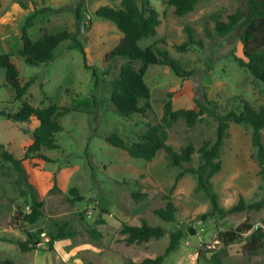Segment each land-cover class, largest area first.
<instances>
[{
  "label": "rangeland",
  "instance_id": "1",
  "mask_svg": "<svg viewBox=\"0 0 264 264\" xmlns=\"http://www.w3.org/2000/svg\"><path fill=\"white\" fill-rule=\"evenodd\" d=\"M136 1L141 6L144 0ZM147 1L157 10L160 24L155 35L139 40L138 45L165 49L184 73L179 76L162 64L148 66L144 81L150 90L149 107L144 114L125 117L110 101L112 80L124 60H105L121 33L113 22L95 16L99 7H120L121 0H0V53L15 63L21 84H29L26 93L15 98L5 81V69L0 67V142L21 160L28 176V180L23 178L2 157L0 149V200L5 202L0 207V264L5 260L15 264H132L156 257L168 245L167 234L139 246L121 241L123 224L140 225L143 221L167 233L179 228L186 231L162 264H215L213 254L221 264H264V246L254 253L244 249L247 236L256 226L264 230V205L259 210L245 209L201 220L200 215L210 212L211 205L197 188L196 174L182 173L183 168L171 165L164 149L146 161L106 142L111 134L128 145L139 141L160 122L168 101L173 109H195V100L205 94L222 114L239 113L244 102L254 109L264 105V83L235 59L244 58L240 31L222 37H208L205 32H213L215 19L227 21L238 8L244 9L243 0L202 1L184 16L175 15L168 0ZM33 2L42 13L28 29L29 36L36 40L45 33L66 29L76 34L84 53L68 39L55 49L53 61L27 65L20 55L21 28L33 12ZM186 26L201 43L180 49L187 40ZM24 103L69 109L58 119L62 130L56 134L57 148L27 152L38 121L32 117L27 122H15L8 117ZM144 103L142 100L140 105ZM215 128L216 122L209 115H203L193 126L179 119L167 130L165 144L176 151L188 143L197 149L204 140L215 138ZM261 133L264 144V128ZM219 159L220 170L210 182L223 209L240 200L250 204L264 196V175L252 145L251 126L229 122ZM197 162L196 151L191 165ZM29 184L43 201L42 215L34 224L21 221L23 214L30 212ZM71 189L82 199H76ZM167 200L176 206L172 222L153 213ZM243 222L252 228L239 240L225 245L219 239L220 233ZM190 227L195 234L188 232ZM61 228L68 236L49 245ZM27 233L37 242V249L23 252L18 242L28 239Z\"/></svg>",
  "mask_w": 264,
  "mask_h": 264
},
{
  "label": "trees",
  "instance_id": "2",
  "mask_svg": "<svg viewBox=\"0 0 264 264\" xmlns=\"http://www.w3.org/2000/svg\"><path fill=\"white\" fill-rule=\"evenodd\" d=\"M202 1L206 0H168V3L173 6L175 15L184 16L193 11L195 6ZM243 1L245 2L244 9L238 8L228 16L227 21L215 19L213 32L208 29L205 32L208 37H222L238 29L244 58L235 57V59L239 65L246 67L256 80L264 83V0ZM18 3L22 8H26L23 2L19 1ZM120 4V7L101 6L96 9L95 16L113 22L121 33L118 43L105 54V60H124L119 67L117 76L112 80L113 89L110 101L119 114L129 117L136 113L144 114L149 107L150 90L144 81V73L148 66L166 65L179 76H183L184 72L179 62L165 49L156 50L152 46L143 48L138 45L139 40L156 34V28L160 24L157 10L147 0L142 1L141 6L136 0H121ZM78 12L80 13V10ZM41 13L42 10L36 8V3L33 2V12L27 16L21 28L23 49L20 55L27 65L37 66L53 61L55 49L68 39L73 42V47L79 48L84 53L83 45L76 34L70 33L66 29L55 33H45L41 38L33 40L29 36L28 29ZM78 16L80 17V15ZM185 31L187 40L179 46L180 49H185L191 44L201 43L200 40L195 39L194 31L189 26H186ZM0 67L5 69V81L14 90L15 98H21L26 93L29 84H21L19 69L9 55L0 53ZM93 75L96 76L94 70ZM34 78H31L30 81H33ZM142 100L145 103L140 105ZM195 106V109H173L172 102L168 101L164 105V113L160 122L143 133L139 141L128 145L116 134H111L106 137V142L126 151L131 157L142 158L146 161L151 160L158 150L164 149L171 165L183 168L182 173L196 174L197 188L205 193L211 205L210 212L200 215L201 220L211 219L215 215L222 217L227 213L245 209L259 210L264 205V196L250 204L240 200L230 209H223L219 205L210 178L220 170L221 146L227 136L230 121L251 126L252 145L256 150V159L261 167V173L264 175V144L261 133L264 128V105L254 109L250 104L244 102L239 113L230 111L222 114L216 110L215 104L209 101L204 94L203 99L195 100ZM67 111H69L68 108H60L54 104L47 107H33L24 103L18 111L9 114L8 117L15 122H27L32 117L38 121V126L33 132L32 143L27 147V152L38 153L42 148H57L56 134L62 130L58 119ZM203 115L211 116L216 122L213 140H204L197 149L192 143H188L180 147L178 151L165 144L167 130L174 122L183 119L189 126H193ZM0 149L2 157L9 160L23 178L28 180L21 160L7 152L1 142ZM196 151L198 152V162L196 166H193L191 163L193 153ZM28 190L31 195L30 212L23 214L21 221L34 224L42 215L43 201L38 199L31 184L28 185ZM70 192L74 193L76 199H82L74 189H71ZM4 203V200H0V207ZM153 213L164 221L172 222L176 219V206L173 201L167 200L163 207L154 208ZM251 228V224L243 222L235 229L220 233L219 239L228 245L239 240L242 234ZM188 232L192 235L195 234L191 227ZM120 233L123 235L121 241L127 246H139L150 240H158L167 234L168 245L161 254L156 257H145L139 262H132V264H162L169 253L178 247L186 231L179 228L167 233L164 228L152 226L143 221L140 225L123 224ZM27 235L28 239L18 242L23 252L37 249V242L32 240L30 233ZM67 236L68 234L61 228L58 234L49 240V245H52L53 241ZM246 239L244 249L248 253L259 251L264 246L263 228L256 226ZM212 260L215 264H221L216 254L212 255ZM5 264L15 263L5 260Z\"/></svg>",
  "mask_w": 264,
  "mask_h": 264
}]
</instances>
